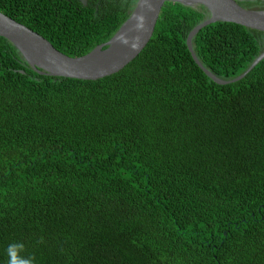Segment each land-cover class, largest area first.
I'll use <instances>...</instances> for the list:
<instances>
[{"label": "trees", "instance_id": "1", "mask_svg": "<svg viewBox=\"0 0 264 264\" xmlns=\"http://www.w3.org/2000/svg\"><path fill=\"white\" fill-rule=\"evenodd\" d=\"M0 12L70 57L130 17L119 0ZM208 16L167 2L145 49L96 81L41 74L0 37V264L13 242L36 264H264V60L235 82L208 77L187 44ZM192 46L228 81L264 32L219 22Z\"/></svg>", "mask_w": 264, "mask_h": 264}, {"label": "water", "instance_id": "2", "mask_svg": "<svg viewBox=\"0 0 264 264\" xmlns=\"http://www.w3.org/2000/svg\"><path fill=\"white\" fill-rule=\"evenodd\" d=\"M83 6L89 0H78ZM259 0H152L153 9L147 13V30L142 34V43L133 50L119 39V34L131 27L130 17L118 32L106 43L97 46L90 53L81 57H70L58 51L47 39L29 29L25 25L0 12V37L10 41L21 53L26 62L41 74L53 77L96 81L120 72L131 63L151 41L163 7L167 2L180 3L185 6H203L209 16L196 26L188 36L187 44L195 62L217 84L224 85L244 78L262 60L264 52L239 77L233 80H223L204 68L194 52L193 38L204 27L223 22L233 23L246 28L264 32V9L255 10L243 7L240 2H257ZM264 1V0H262Z\"/></svg>", "mask_w": 264, "mask_h": 264}, {"label": "clouds", "instance_id": "3", "mask_svg": "<svg viewBox=\"0 0 264 264\" xmlns=\"http://www.w3.org/2000/svg\"><path fill=\"white\" fill-rule=\"evenodd\" d=\"M121 10L130 13L131 27L119 34V39L124 44H129L131 36V48L136 50L142 43V34L147 30V13L153 9L152 0H119ZM37 243H43L41 238ZM7 260L5 264H36L34 254L27 253L23 242L10 243L6 250Z\"/></svg>", "mask_w": 264, "mask_h": 264}, {"label": "rangeland", "instance_id": "4", "mask_svg": "<svg viewBox=\"0 0 264 264\" xmlns=\"http://www.w3.org/2000/svg\"><path fill=\"white\" fill-rule=\"evenodd\" d=\"M248 9L262 10L264 9L263 5L255 4L251 5Z\"/></svg>", "mask_w": 264, "mask_h": 264}]
</instances>
